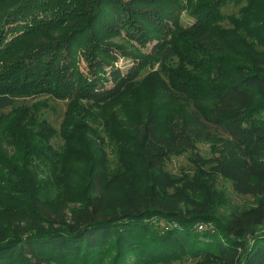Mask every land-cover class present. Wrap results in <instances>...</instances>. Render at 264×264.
Here are the masks:
<instances>
[{
  "label": "trees",
  "instance_id": "trees-1",
  "mask_svg": "<svg viewBox=\"0 0 264 264\" xmlns=\"http://www.w3.org/2000/svg\"><path fill=\"white\" fill-rule=\"evenodd\" d=\"M231 4L241 8L225 28ZM115 39L137 50L126 73ZM177 56L170 95L210 104L121 118L110 134L117 167L97 157L84 165L82 208L70 220L48 197L55 130L32 108L0 115V207L13 225L0 227V264H264V0H0V112L17 99L68 101L65 135L76 130L75 104L120 98L147 64ZM216 138L223 151L194 180L166 172L171 156ZM219 177L255 204L220 214L209 196Z\"/></svg>",
  "mask_w": 264,
  "mask_h": 264
},
{
  "label": "rangeland",
  "instance_id": "rangeland-1",
  "mask_svg": "<svg viewBox=\"0 0 264 264\" xmlns=\"http://www.w3.org/2000/svg\"><path fill=\"white\" fill-rule=\"evenodd\" d=\"M240 8L241 6L231 4L222 9L225 17L223 21L225 28L230 27L227 17L238 15ZM194 21V18L188 13L184 12L182 14L184 26H191ZM112 42H117L120 46L125 47L121 49L125 55L119 54V59L114 63L115 67L126 73L133 65L132 60L126 57L137 55V50L131 43L120 39H115ZM181 48L183 49V47ZM181 48L178 50V54L186 58L188 54ZM152 49L153 45H149L148 48L144 49V52L149 53ZM201 58L198 54H193L189 60L196 61ZM181 64L182 61L178 56L172 59V62L165 68L160 67L158 64H147L140 72L138 83L129 89L126 95L104 105L75 104L74 107L79 106L78 113H75L73 118L74 129L76 127V130L71 133L67 132V135H65V131L68 128L67 119L70 112V103L68 101L49 97L37 100L17 99L14 107L0 112V115L10 116L12 119L16 115L13 110L32 108L36 118L47 121L55 130L56 134L51 140V145L55 156L56 179L52 180V185L56 184L58 187L50 186L53 188L52 193L48 197L52 199V203L54 202L56 206L67 213L68 220L71 218V210H80L82 208L81 203L84 200L83 185L79 181L75 182V180L76 177L79 179L85 172L84 165H87L93 157L94 159L97 157L96 161L104 162L105 160L111 171L116 169L117 158L119 160V157L115 153L116 147L114 148V143L117 140H113L111 135L117 136L116 131L120 130L121 118L136 113L141 108H151L153 111H158L159 115L161 114L168 118L167 113L170 111L177 113L192 106L210 104L209 102L198 100L190 102L187 99L170 95L167 69H173L175 66L181 67ZM81 66L83 71H86L83 62H81ZM110 70L111 68H108V71ZM111 86L112 83H109L108 87ZM160 108L163 109L161 113ZM225 145L226 140L223 138L221 140L216 138L213 141L196 143L191 149L183 150L171 156L167 160L165 170L170 176L178 180H194L199 174V169L204 166L208 168L213 159L223 151ZM124 147H127L126 143ZM70 179H72V186L68 184ZM49 190L51 191V189ZM209 196L215 199L214 205H218L216 211H219L220 214H228L237 210L242 211L255 204L253 197L237 194L231 181L222 177L217 179L215 188H210ZM5 213L6 210L0 207V227L8 229L11 224L4 219ZM27 222L30 223L31 219H27ZM27 222L19 223L20 227H27ZM43 225L46 228L50 226L46 222H43ZM213 227V224L207 226L208 229L212 230L214 229Z\"/></svg>",
  "mask_w": 264,
  "mask_h": 264
},
{
  "label": "built area",
  "instance_id": "built-area-1",
  "mask_svg": "<svg viewBox=\"0 0 264 264\" xmlns=\"http://www.w3.org/2000/svg\"><path fill=\"white\" fill-rule=\"evenodd\" d=\"M205 228H207V226H204V225L199 226V230H204Z\"/></svg>",
  "mask_w": 264,
  "mask_h": 264
}]
</instances>
